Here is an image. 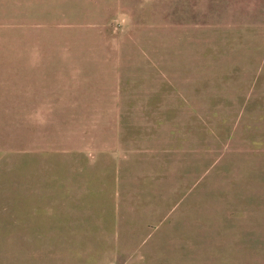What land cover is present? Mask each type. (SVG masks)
I'll return each instance as SVG.
<instances>
[{
  "label": "rangeland",
  "instance_id": "374dc122",
  "mask_svg": "<svg viewBox=\"0 0 264 264\" xmlns=\"http://www.w3.org/2000/svg\"><path fill=\"white\" fill-rule=\"evenodd\" d=\"M62 245L264 264V0H0V264Z\"/></svg>",
  "mask_w": 264,
  "mask_h": 264
},
{
  "label": "crops",
  "instance_id": "0c3cea01",
  "mask_svg": "<svg viewBox=\"0 0 264 264\" xmlns=\"http://www.w3.org/2000/svg\"><path fill=\"white\" fill-rule=\"evenodd\" d=\"M50 223L52 221H46ZM69 222H81V223H94L95 220H72ZM46 229L40 230L37 233L40 234V238L43 239H91L93 238V232L90 227L85 230H69V231H55L51 226H45ZM99 233L98 231H95ZM61 233V234H59ZM101 235V233H100ZM103 235V234H102ZM99 243V242H98ZM29 257L22 258L27 264H79V261L86 262L88 255H93L94 250H89L85 247H74V246H44L39 247L36 250L33 247L30 248ZM92 259L88 263H92Z\"/></svg>",
  "mask_w": 264,
  "mask_h": 264
}]
</instances>
